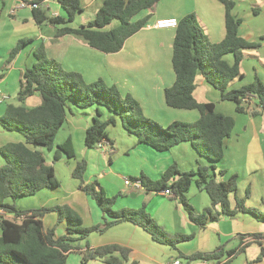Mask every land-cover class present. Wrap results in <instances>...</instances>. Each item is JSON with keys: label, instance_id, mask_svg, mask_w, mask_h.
Listing matches in <instances>:
<instances>
[{"label": "crops", "instance_id": "obj_1", "mask_svg": "<svg viewBox=\"0 0 264 264\" xmlns=\"http://www.w3.org/2000/svg\"><path fill=\"white\" fill-rule=\"evenodd\" d=\"M27 1V0H24ZM81 12L77 13L73 22L68 26L78 28L94 19L103 0H79ZM234 7L231 15L241 20L239 36L257 48L243 50L240 63L241 78L229 84V89H239L258 78L264 86V0H232ZM18 0H0V59L6 61L9 52L20 40L30 41L21 48L15 59L5 66L0 64V103L8 98L13 99L19 90L24 71L30 68L35 58L33 52L43 47L48 58L57 61L65 71L79 73L86 83L98 79L107 86H115L121 96L129 95L140 105L145 117L161 126H168L172 122L181 121L193 123L198 120L196 110L174 109L168 107L164 100V90L173 85L175 75L171 65L172 44L175 29L155 28L159 19L175 18L178 21L187 15H194L203 33L211 43H219L225 36V10L217 0H161L151 10L142 12L138 18L147 16L144 27L129 37L122 49L114 54H105L91 48L81 38L74 35L56 37L59 27L51 28L38 26L33 19V9L29 6L21 7L11 13ZM49 16H62L63 11L54 2L46 7ZM112 22L106 29L118 25ZM224 60L232 63V56L226 55ZM194 99L198 103L214 104L217 113L233 118L234 126L229 137L225 138L224 154L217 168L225 173L217 176V181H226L229 177H237L238 198H245V205L249 208L264 210V110L257 116L239 114L235 111L233 102L222 101L220 93L214 89L201 75L195 79ZM38 94L25 101L28 107L40 103ZM61 136L58 132L54 139V148L46 151L40 148L45 161L54 168L55 178L59 182L56 188H45L33 196L41 197L37 205L28 210L51 208L54 206H68L81 219L82 227L89 228L102 224L105 215L97 204L87 194L79 189V181L72 177L78 162L86 163L83 179L86 184L97 183L107 197H116L113 209H141L166 232L180 233L190 239L180 242L176 248L154 242L151 236L142 228L129 222H120L109 227L103 233H92L86 240L76 242L79 253H70L82 264L80 252L93 250L107 245H118L126 248L128 261L123 264H172L180 254L189 256L193 253H211L221 246L227 249L240 245V236H244L243 250L227 264H264V260L255 262L260 247L253 243L250 235L264 236V224L255 220L250 214L238 212L233 216H220L215 222H209L203 228L192 223L183 207L173 197L164 196L161 192L148 191L144 188L135 189L126 186L125 179H139L141 176L151 181L158 180L170 166L174 165L180 172L196 171L198 168L208 167L211 162L199 156L189 143H181L166 152H157L140 144L137 138L128 133L121 125L118 117L104 107L91 106L78 109L70 105ZM102 109V110H101ZM99 111V116H98ZM4 110H0V115ZM115 118L114 124L108 125V144L111 150L102 152L89 149L84 144V134L94 117L101 121ZM120 123L122 130L116 126ZM113 126V129H109ZM11 137H4L0 147L8 143H24V137L7 131ZM111 134V135H110ZM16 135V136H15ZM73 138V139H72ZM76 138V139H75ZM70 140L73 147V158H67L63 153L57 161H53L56 146ZM0 154V167L4 165ZM65 170V178L59 179L61 169ZM29 197L10 200L18 210V203ZM186 198L196 213H201L210 207L207 193L200 190L193 182ZM193 199H196L193 201ZM257 202L263 204L258 205ZM231 209L235 206V196L229 195ZM219 210L218 207L215 208ZM12 218V214H10ZM57 214L50 212L42 217L44 229L54 226V238L67 234V223L62 221L58 225ZM264 242V239H262ZM256 245L257 248H252ZM88 246V247H87ZM253 249V250H252ZM115 257L119 254L115 253ZM242 259V260H240ZM224 262V259L221 261ZM86 264H106L103 260H91ZM190 264H216L214 262L194 261Z\"/></svg>", "mask_w": 264, "mask_h": 264}, {"label": "trees", "instance_id": "obj_2", "mask_svg": "<svg viewBox=\"0 0 264 264\" xmlns=\"http://www.w3.org/2000/svg\"><path fill=\"white\" fill-rule=\"evenodd\" d=\"M161 0H103L93 20L78 28L68 25L81 12L79 0H54L63 11L61 16H49L47 10L33 9V19L40 26L48 24L59 27L56 37L74 35L81 38L91 48L105 54L119 52L125 41L141 30L147 22V16H138ZM225 10V36L219 43H211L203 33L194 15H187L178 21L172 44L171 65L175 75L174 83L164 90V100L174 109L196 110L199 118L193 123L175 121L161 126L144 116L138 102L131 96H121L115 86H107L98 79L86 83L76 72L65 71L55 60L47 57L44 48L34 52L35 62L22 75L16 94L17 105L7 104L0 117V125L7 131L17 132L24 137V143H8L0 147L4 165L0 167V209L12 214V218L0 217V264H66L70 253H79L76 242L86 240L94 232L103 233L112 225L129 222L142 228L151 239L161 245L176 248L180 242L190 239L185 235H171L160 227L145 208L114 210L116 197H107L97 183L86 184L83 176L86 163L78 162L72 171V177L79 181V189L95 201L105 220L102 224L83 228L80 217L68 206H54L36 210H18L10 200L33 196L45 188H56L59 182L55 178L54 168L45 161L40 148L51 151L57 132L65 123L70 105L78 109L91 106L104 107L121 121L122 127L143 144L157 152H166L170 148L189 143L194 151L211 164L196 171L180 172L172 165L156 181L141 176L143 188L161 192L170 189L173 198L183 207L189 220L203 228L209 222H215L220 216H233L238 212L250 214L264 224V213L245 205V198H238L237 177L226 181H217V176L225 172L217 168L224 154V139L229 137L234 126L233 118L217 113L212 103H198L193 96L195 79L201 75L220 93L222 101L233 102L239 114L257 116L264 110V86L258 78L239 89H229V84L241 78L240 63L243 50L257 48L258 44L249 43L239 36L241 20L233 17L232 0H217ZM118 25L106 29L112 22ZM30 40H20L9 52L5 66L11 64L22 47ZM232 56L228 64L224 57ZM40 103L34 107L25 105V101L35 95ZM99 116V111H98ZM101 121L92 119L84 134L86 148L96 149V144L108 140L107 127L114 124L115 118ZM73 158L70 140L56 146L53 161L61 154ZM134 180V179H133ZM195 182L200 190L207 193L210 207L196 213L189 204L186 193ZM235 196V206L231 209L229 195ZM218 207L219 210L215 208ZM50 212L57 214L56 225L65 221L67 234L54 238L55 227L44 229L42 217ZM253 243L260 247L255 262L264 260V239L260 234L250 236ZM240 236L238 248L224 251L219 248L211 253L180 254L187 264L194 261L227 264L248 244ZM88 247V246H87ZM119 254L115 257L114 254ZM129 251L118 245H107L93 250L80 252L82 264L91 260H103L106 264H123L128 261ZM224 259V262H221ZM136 264V263H132Z\"/></svg>", "mask_w": 264, "mask_h": 264}, {"label": "built area", "instance_id": "obj_3", "mask_svg": "<svg viewBox=\"0 0 264 264\" xmlns=\"http://www.w3.org/2000/svg\"><path fill=\"white\" fill-rule=\"evenodd\" d=\"M51 1H54V0H27V1L18 0L17 5L11 10V13H14L15 10L21 7H24V6H29L31 7V9H36L38 7H46V5ZM177 25H178V20L175 18L159 19L154 24L155 28H158V29H165V28L175 29ZM96 149L102 152H105V153L111 150L110 144H108V140H102L101 142H98L96 144ZM124 183L126 186H129L135 189L143 188L139 179H134V180L125 179ZM161 194H163L164 196L173 197V192L170 189L161 191ZM0 217L11 218L10 214L6 213L3 209H0ZM172 264H182V263L178 259H176L172 262Z\"/></svg>", "mask_w": 264, "mask_h": 264}, {"label": "rangeland", "instance_id": "obj_4", "mask_svg": "<svg viewBox=\"0 0 264 264\" xmlns=\"http://www.w3.org/2000/svg\"><path fill=\"white\" fill-rule=\"evenodd\" d=\"M115 24H117V22H115ZM43 26H44V27L51 28V26L48 25V24H44ZM4 63H5V62H4L3 60L0 59V64L3 65ZM7 104L17 105L18 102H17L16 98H13V99H9V98H8L5 102L0 103V110H4V111H5V108H6V105H7ZM101 110H102V109H101ZM3 114H4V112L0 115V117H1ZM116 126H117L119 129L122 130V127H121L120 123H118V121H117V123H116ZM109 129H110V130L113 129V126L110 127ZM107 133H108V132H107ZM61 134H62V131L58 132V136H61ZM110 135H111V134H110ZM11 136H14V135H13V134L11 135V133L5 132V131L0 127V141H5L4 137L7 138V137H11ZM15 136H16V135H15ZM72 139H73V138H72ZM75 139H76V138H75ZM58 177H59V179H64V178H65V170H64V168L61 169L60 174L58 173ZM40 201H41V197H40V196H37V197H29L28 199L22 201L21 203H18L17 206L22 207V209H24V211H26V210H28V209H31L30 207H31L32 205H37V204H39ZM193 201H195V203H196V199H195V200L193 199ZM257 204H258V205H263V204H261V203H259V202H257ZM260 211H261L262 213H264V210H260ZM167 233H168V232H167ZM169 234H170V233H169ZM171 235H173V234H171ZM174 235H182V234L177 233V234H174ZM221 248H223L224 251L226 252V251H230V250H233V249L238 248V245H237L235 248H231V249H227V248H225L224 246H221ZM252 248L254 249V248H257V247H256V245H252ZM253 249H252V250H253ZM237 255H238V254H237ZM237 255H236V256H237ZM178 260H179L182 264H186V263H187L186 260H185L184 258H180V257H179ZM240 260H242V259H240ZM239 262H240V261H236L234 264H238ZM67 264H80V261H77V259L75 258V256H70L69 259H68Z\"/></svg>", "mask_w": 264, "mask_h": 264}]
</instances>
